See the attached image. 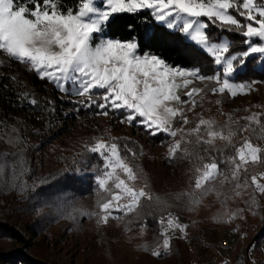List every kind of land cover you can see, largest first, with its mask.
I'll list each match as a JSON object with an SVG mask.
<instances>
[{
	"label": "snow or ice",
	"instance_id": "6c2138e0",
	"mask_svg": "<svg viewBox=\"0 0 264 264\" xmlns=\"http://www.w3.org/2000/svg\"><path fill=\"white\" fill-rule=\"evenodd\" d=\"M98 2L77 0L73 9L63 7L60 0H0V51L29 66L39 79L51 82L61 93L78 97L77 112L81 107L95 108L97 115L112 114L120 123L142 128L150 136L169 138L167 159L193 163V189L176 197H187L193 208L216 191L218 184L231 183L235 196L251 188L253 203L256 193L264 196V170H257L264 169V147L254 143L251 135L236 141L239 134L249 131L264 140L260 114L244 117L248 123L238 127H233L238 122L231 114L223 127L198 114L196 125L185 130L190 123L185 106H202L194 99L196 95L211 92L235 98L247 95L257 83L230 78L253 54L264 59V0H102V6H97ZM141 11L189 37L220 70L203 75L199 69L172 65L162 56L142 50L135 37L121 40L105 35L116 15ZM210 27L242 35L247 50L229 54V41L212 42L206 31ZM254 38L259 43H254ZM197 80L206 87L192 86ZM31 104L36 101L32 99ZM217 141L224 142L223 147L217 146ZM85 148L102 160L101 166L92 169L99 211L85 213L96 217L98 227L130 213L139 218L144 211L142 201H146L149 207L159 205L162 212L157 221L162 240L152 248L153 256L171 252L175 232L187 238L188 226L167 211L170 206L144 190L147 179L132 162L137 152L122 145L119 138L103 136ZM141 179L144 185L138 188ZM234 217L228 213L226 222Z\"/></svg>",
	"mask_w": 264,
	"mask_h": 264
},
{
	"label": "rangeland",
	"instance_id": "374dc122",
	"mask_svg": "<svg viewBox=\"0 0 264 264\" xmlns=\"http://www.w3.org/2000/svg\"><path fill=\"white\" fill-rule=\"evenodd\" d=\"M97 6H102V0L98 2ZM202 19L207 22L206 18ZM156 22L166 26L163 22ZM209 29L213 33L212 42L229 41L231 45L229 54H237L247 50V45L244 43L245 38L242 35L217 27H210ZM184 36L196 45L189 37ZM214 39L217 40L214 41ZM253 42L259 43L255 38ZM198 47L206 53L201 46ZM252 57L256 58L249 66L255 65L258 70H264V59L253 54L242 67H238L236 73L230 78L234 82L257 81L248 94L231 98L211 92H207V94L201 92L194 99L202 102V106L195 109L192 108L191 103L185 106L186 115L190 121L185 126L186 131L196 125L198 114L203 115L205 119H215L217 125L221 127L228 123L227 114H231L233 121L238 122L234 123L233 127L247 124L248 121L243 118L251 116L253 113L260 114L261 122L264 123V79H237L246 71L247 62ZM202 61L204 62L195 68L199 69L201 74L213 75L220 70L212 57L209 56ZM0 67L6 68L7 72L22 79L21 83L25 89L22 100L26 104L31 107L39 103L41 106H51L53 112L64 117L62 122L50 127L51 130L47 128V132L42 137L43 140L34 138L17 140L14 134L7 139L8 145L17 141L18 148L16 151L26 152V158L24 156L23 160H28L29 167L35 169L33 178H39L43 173L45 176L59 173L63 162L57 163L58 161H64L68 167L64 174H61L60 182L63 181V183L55 187L54 191L52 190L53 196L44 202L47 207L39 211V217L43 221L42 225H45L43 233L35 236L31 231H28L25 236L22 232L26 230V223L23 221L18 223L17 230L28 240V245L30 244L32 247L31 252L49 264H146L144 257L141 261L139 260L138 252H135L138 249L129 248L131 245L128 246L125 242L133 239L138 246H145L147 242L151 241L152 231L140 229L134 237L129 235L128 239V234L123 236V230L127 224L126 218L136 215L135 213H130L121 220L110 219L106 225L99 227L95 216L85 215V213L90 214L99 211L97 196L94 193L95 185L87 175L94 174L92 169L102 165L101 162L98 164L91 158V153L87 151L85 145L91 144L95 138L101 136L106 139L109 137L119 138L122 145L127 144L129 148L138 153L137 159L132 162L137 165L138 169H142L143 176L148 183V187L144 190L153 196L156 194L164 195L170 191L177 193L192 191V187L188 186V181L195 175L192 173L193 163H185V159L169 161L167 159V145L171 141L166 136H156L157 140H155L156 137L150 136L142 128L120 123L119 118L112 114L109 116L97 115L95 108L85 109L81 107L77 112L76 100L79 99L78 97H70L61 93L51 82L39 79L35 71L31 70L29 66L12 60L2 51H0ZM3 73V69L0 68V74ZM192 86L205 88L206 83L197 80ZM181 96L182 99L186 98L183 93ZM32 99L36 101L35 105L31 104ZM216 101H220V103L217 104ZM250 134L251 131L239 134L236 141L239 142L241 136H249ZM45 141L48 143L46 147L42 148L41 145ZM216 143L217 146L223 147L224 145L222 141ZM36 150L37 152H34ZM35 154L38 157L36 161L33 156ZM72 177L78 181L80 180L78 177H81V183H91L93 191L90 190V187H86L90 196L85 195V193L79 195V193L70 192V186L68 187L65 180L69 178L72 180ZM143 185V179L136 183L138 188L143 187ZM67 220H71L73 224ZM179 221L184 225L188 224L185 219L181 218ZM245 223L246 221L242 220L234 229L222 232L213 227H204L211 248L205 254L196 257L194 264H225L226 262L234 264L236 255L239 253V250L234 249V247L238 238L244 235ZM176 235L182 236L177 231L172 234V237ZM243 243L247 245L248 241H243ZM12 245H16V243L11 239L0 240L1 249H7L8 246ZM252 264H262V260L253 259Z\"/></svg>",
	"mask_w": 264,
	"mask_h": 264
},
{
	"label": "trees",
	"instance_id": "16d2710c",
	"mask_svg": "<svg viewBox=\"0 0 264 264\" xmlns=\"http://www.w3.org/2000/svg\"><path fill=\"white\" fill-rule=\"evenodd\" d=\"M18 2H26V0H18ZM60 3L65 8L75 9L77 7V0H60ZM207 32L211 39L213 36L211 29ZM105 35L108 38L121 40L135 37L141 44L142 50L160 55L170 64L185 69H195L204 62L202 59L209 58V55L193 42L188 41L182 33L172 31L157 23L148 11L116 15L106 28ZM255 58L249 59L246 71L237 79H264V70H258L255 65L249 66ZM0 68L4 71L0 74V240L11 239L16 243V245L8 246L7 249L0 248V264H49L31 252L30 244L26 249L27 255L22 254L19 249L23 241L11 229H18V223L23 221L26 223L25 233L22 232L25 236L28 231L35 236L43 233L45 225H42L43 221L39 217V211L47 207L44 202L51 199L52 190L54 191L55 187L63 183V181L60 182L61 174L63 175L68 167L64 161H58L57 163L63 162L59 173L52 176H45L43 173L39 178H33L35 169L29 167L28 160H23L26 152L16 151L17 141L8 145L7 139L13 134L17 140L42 139L47 128L51 130L50 127L62 122L64 117L53 112L51 106H41L39 103L31 107L26 104L22 100L25 90L21 83L22 79L7 72L6 68ZM250 135L254 143L264 147V140L257 139L258 133ZM47 143V141L42 143V148L46 147ZM31 153L33 154V151ZM33 156L36 161L37 155ZM91 158L98 164L102 163L97 155L91 154ZM30 162L34 163L31 160ZM184 162L189 163L190 161L185 159ZM221 167L223 168L224 165L222 164ZM192 173H194L193 169ZM92 175L87 176L92 179ZM78 179L81 180V177ZM80 180L72 177V180L66 179L65 183L68 187L70 186V192L79 193V195L85 193L90 196L86 187H90L93 191L91 183H81ZM193 184V178L189 179L188 186L193 189ZM241 191V196H235L231 183H225L223 187L218 184L217 190L205 196L195 208L188 203L187 197L176 198L181 193L170 191L164 195L156 194L154 197H159L161 201L170 206L167 211L175 214L179 220L182 218L188 221L187 238L180 235L173 236L171 252L162 257L153 256L152 248L162 240L161 229L157 222L162 215L161 207L156 204L149 207V202L142 201L143 214L139 218L136 215L126 218V232L123 230V236L128 234L129 239V235L134 237L138 230L147 229L153 233L151 241L145 246H138L133 239L125 243L128 246L131 245L129 248L138 249L135 252H138L139 260L141 261L144 257L146 264H194L196 257L205 254L211 248L204 227H213L222 232L234 229L242 220H245L244 235L238 238L234 247L239 250L234 264H252L253 259L262 260L264 264V196L256 193V202L253 203L252 189ZM217 192L221 195L218 196ZM225 194L230 195V198L225 199ZM228 213H234L235 217L226 222ZM71 223L73 224L72 221ZM243 241H248V244L244 245ZM225 264H230V262Z\"/></svg>",
	"mask_w": 264,
	"mask_h": 264
},
{
	"label": "water",
	"instance_id": "95a60500",
	"mask_svg": "<svg viewBox=\"0 0 264 264\" xmlns=\"http://www.w3.org/2000/svg\"><path fill=\"white\" fill-rule=\"evenodd\" d=\"M12 232H14L17 236L20 237V239L23 241V246L19 249V251L22 254L27 255L26 249L28 247V240L26 239V237L17 229H11ZM45 264V263H42Z\"/></svg>",
	"mask_w": 264,
	"mask_h": 264
}]
</instances>
